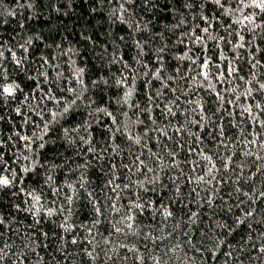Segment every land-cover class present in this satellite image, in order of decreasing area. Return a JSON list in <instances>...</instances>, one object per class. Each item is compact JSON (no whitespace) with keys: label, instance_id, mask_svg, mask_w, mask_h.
<instances>
[{"label":"trees","instance_id":"16d2710c","mask_svg":"<svg viewBox=\"0 0 264 264\" xmlns=\"http://www.w3.org/2000/svg\"><path fill=\"white\" fill-rule=\"evenodd\" d=\"M249 3L0 0V264H264Z\"/></svg>","mask_w":264,"mask_h":264},{"label":"snow or ice","instance_id":"6c2138e0","mask_svg":"<svg viewBox=\"0 0 264 264\" xmlns=\"http://www.w3.org/2000/svg\"><path fill=\"white\" fill-rule=\"evenodd\" d=\"M128 2H131V0H128ZM146 2H147V0H146ZM215 2H216V4L221 5V0H215ZM241 2H243V0H241ZM245 7L259 9L261 12H264V0H250V3L245 5ZM253 18H254L253 16H248V15H246L244 17L245 20H249V21H251ZM203 31L207 32L208 29L205 28V29H203ZM137 44L139 46V42H137ZM17 63H19V61H17ZM208 64H209V62L207 60H205L202 67L204 69H207ZM157 71H159V70H157ZM229 71L231 72L232 69H229ZM207 75H208V73L204 72L205 78H207ZM122 82L123 81H118V83H122ZM16 87H18V86H15L12 84L0 85V89H2V94H6L7 96H12L16 90ZM261 87L264 88V85H262ZM126 95L127 96L132 95L131 89L126 93ZM65 111H68V109L66 108ZM169 111H170V109H169ZM41 147H43V145H41ZM149 171H151V169H149ZM209 171H211V169ZM200 179L203 180V177H200ZM10 183H11V181L6 176L0 175V186H8ZM261 195L264 196V193H262ZM97 212H99V209H97ZM50 214H51V212H49V215ZM168 215H171V213H168ZM193 215H195V213H193ZM248 215H251V213H248ZM129 227H131V225H129ZM116 230L119 231V229H116Z\"/></svg>","mask_w":264,"mask_h":264}]
</instances>
